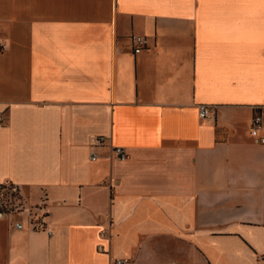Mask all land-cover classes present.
Instances as JSON below:
<instances>
[{"label": "crops", "instance_id": "obj_1", "mask_svg": "<svg viewBox=\"0 0 264 264\" xmlns=\"http://www.w3.org/2000/svg\"><path fill=\"white\" fill-rule=\"evenodd\" d=\"M259 108L264 0H0V264H264Z\"/></svg>", "mask_w": 264, "mask_h": 264}, {"label": "built area", "instance_id": "obj_2", "mask_svg": "<svg viewBox=\"0 0 264 264\" xmlns=\"http://www.w3.org/2000/svg\"><path fill=\"white\" fill-rule=\"evenodd\" d=\"M131 41L133 43V52L135 54L140 53L147 44L146 39L140 36H132ZM261 109L260 108L256 109L257 112L252 118L250 135L256 143L264 145V134H260V131L262 129ZM210 113H211V107L203 106V105L199 107V117L201 119L208 117ZM2 122L3 119L0 115V123ZM103 144H104L103 137H94L92 140V145L95 147L102 146ZM112 155L114 158H116L119 161L125 160L127 156L125 150L119 147L112 149ZM96 157H97L96 154L93 153L91 155V160H95ZM4 187L7 188V193L4 195L0 193V218H5L8 217L9 215L21 214V213H28V215H30L33 208L25 207V205L19 200V193L17 188L11 186L10 184H5ZM35 210L40 211V216L38 215L37 218L36 216L31 217V219H35L32 226L41 229L45 226V217H44L45 211L42 207ZM15 228L21 229L22 224L21 223L15 224ZM129 262H130L129 259H117L114 261V264H129Z\"/></svg>", "mask_w": 264, "mask_h": 264}, {"label": "trees", "instance_id": "obj_3", "mask_svg": "<svg viewBox=\"0 0 264 264\" xmlns=\"http://www.w3.org/2000/svg\"><path fill=\"white\" fill-rule=\"evenodd\" d=\"M0 193H2L3 195L7 193V188L4 186H0Z\"/></svg>", "mask_w": 264, "mask_h": 264}]
</instances>
